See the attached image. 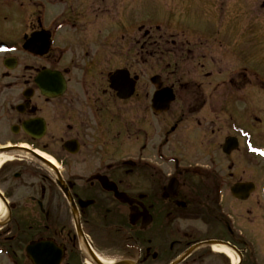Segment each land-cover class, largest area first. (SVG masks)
I'll return each instance as SVG.
<instances>
[{"label": "flooded vegetation", "instance_id": "obj_1", "mask_svg": "<svg viewBox=\"0 0 264 264\" xmlns=\"http://www.w3.org/2000/svg\"><path fill=\"white\" fill-rule=\"evenodd\" d=\"M261 61L264 0H0V264H264Z\"/></svg>", "mask_w": 264, "mask_h": 264}, {"label": "rangeland", "instance_id": "obj_2", "mask_svg": "<svg viewBox=\"0 0 264 264\" xmlns=\"http://www.w3.org/2000/svg\"><path fill=\"white\" fill-rule=\"evenodd\" d=\"M147 5H143V11ZM259 71L264 72V61L258 64ZM262 117L261 113L257 114ZM253 130L252 144L246 142L236 151L238 157V178L240 180H251L256 189L252 197L246 201H239L238 220H255V227L264 228V199L262 188L264 185V158L262 156L264 148V134L261 125H255ZM253 147V148H251ZM259 224V226H258Z\"/></svg>", "mask_w": 264, "mask_h": 264}, {"label": "water", "instance_id": "obj_3", "mask_svg": "<svg viewBox=\"0 0 264 264\" xmlns=\"http://www.w3.org/2000/svg\"><path fill=\"white\" fill-rule=\"evenodd\" d=\"M236 147H237L236 142L234 140H231L226 143L224 150L226 152H230L232 149ZM254 187L255 185L253 182H240L237 185H235V187L233 188V192L239 199H247L249 197V194L253 192Z\"/></svg>", "mask_w": 264, "mask_h": 264}]
</instances>
